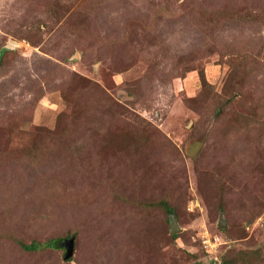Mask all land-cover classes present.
<instances>
[{"label": "rangeland", "instance_id": "rangeland-1", "mask_svg": "<svg viewBox=\"0 0 264 264\" xmlns=\"http://www.w3.org/2000/svg\"><path fill=\"white\" fill-rule=\"evenodd\" d=\"M0 264H264V0H0Z\"/></svg>", "mask_w": 264, "mask_h": 264}, {"label": "water", "instance_id": "water-1", "mask_svg": "<svg viewBox=\"0 0 264 264\" xmlns=\"http://www.w3.org/2000/svg\"><path fill=\"white\" fill-rule=\"evenodd\" d=\"M11 47H16V44L10 42L6 48H11ZM222 222V221H221ZM171 225V232H177L179 231V229L176 226V219L175 217H172V221L170 222ZM220 227H224L225 223H220L219 224ZM59 245L63 248L64 250V255H63V259L65 261H67L68 259H70L73 256L74 253V239L73 237L71 238H66L63 239L59 242Z\"/></svg>", "mask_w": 264, "mask_h": 264}, {"label": "trees", "instance_id": "trees-1", "mask_svg": "<svg viewBox=\"0 0 264 264\" xmlns=\"http://www.w3.org/2000/svg\"><path fill=\"white\" fill-rule=\"evenodd\" d=\"M60 241L61 240H59V239H54L53 241L49 240V242L47 244L41 245L40 247H42V248L48 247V248H51V249H59L60 248V245H59ZM22 248L24 250H26V251H37L39 246H37V244L33 242V243L29 244V245H23ZM70 259H68L67 261H70Z\"/></svg>", "mask_w": 264, "mask_h": 264}]
</instances>
